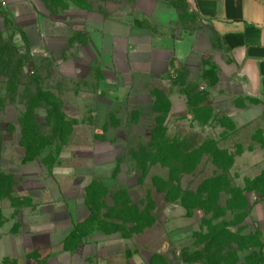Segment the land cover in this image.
<instances>
[{
  "label": "rangeland",
  "instance_id": "1",
  "mask_svg": "<svg viewBox=\"0 0 264 264\" xmlns=\"http://www.w3.org/2000/svg\"><path fill=\"white\" fill-rule=\"evenodd\" d=\"M110 1H124L122 7L128 3V0ZM167 1L180 16L173 34L195 31L197 20L187 11L184 0ZM39 4L48 33L56 31L53 27L57 22L63 23L58 33L71 38L77 48L86 39L72 29L80 22L69 19L68 11L74 6L103 7L88 5L86 0H39ZM17 17L0 0V172L10 175L12 186H16L0 201L1 213L12 206L27 207L40 202L22 197L24 191L36 194L48 188L53 192L44 203L55 199L59 191L63 195L62 205L72 210L82 224L95 215L87 205L86 186L90 181H98L105 186L108 197L102 199L105 209L96 214L94 221L107 224L112 230L114 225L120 226V234L129 239L132 247L147 251L148 264H258L259 260L264 264L263 237L253 218L254 207L264 199V178L258 180L264 173L258 179L253 178V161L237 158L234 167L224 173L206 153L201 165L192 171L199 156L196 152H185L192 147L235 151L240 144L245 147L251 144L261 128L257 122L234 135L221 126H230V118L224 114L228 104L215 102L216 75L205 66L210 62L205 60L201 70L194 66V72L180 70L174 81L177 86L171 82L155 89L167 95L188 94L192 105L199 107L168 117L166 167L148 162L146 172L135 154L149 146L152 116L140 113L137 123L131 120V114L136 112L133 107L110 102H102L99 111L97 99L105 95L107 87L101 84L103 77L97 63L88 66L81 61L83 71L78 80L63 77L58 62L49 54H35L29 45L15 44L16 34L23 31L22 25L33 21L32 16L25 21ZM16 62L21 63L25 76L19 82L12 74L5 75L8 63L12 67ZM38 95L50 97V104L65 117L66 141H60V133L54 131L52 121L48 120L53 107ZM142 111L147 113L148 109L144 107ZM27 152L40 157L26 161ZM152 153L147 151L149 156ZM210 180L221 184L220 198L212 213L193 207L199 195L207 196L204 192ZM125 190L130 201L127 207L117 205L126 201L121 194ZM180 191L187 198L186 207L176 200ZM242 195L249 198L248 207ZM136 209L140 211L138 215ZM121 215L129 221L113 218ZM134 221L147 227L141 230ZM226 228L237 234L238 242L219 238L220 231Z\"/></svg>",
  "mask_w": 264,
  "mask_h": 264
},
{
  "label": "crops",
  "instance_id": "2",
  "mask_svg": "<svg viewBox=\"0 0 264 264\" xmlns=\"http://www.w3.org/2000/svg\"><path fill=\"white\" fill-rule=\"evenodd\" d=\"M2 2L18 20L33 17L32 22L22 25L15 44H27L32 51L49 54L58 62L63 77L78 80L83 71L81 61L88 66L97 63L101 84L107 87L105 95L97 99L100 110L102 102H110L152 116L155 89L175 80L180 70L194 72L197 65L201 70L207 60L210 64L205 66L216 75L215 102L228 104L224 114L231 126H221L238 135L259 122L257 133L264 137V0H184L198 25L195 31L176 35L173 29L180 23V16L167 0H128L124 7V1L86 0L88 5L103 7L74 6L68 11L69 19L80 22L72 29L86 39L84 45L79 43L80 48L58 33L61 22L53 27V34L48 33L39 0ZM168 95L170 117L190 111L188 98L182 93ZM144 107L147 113H143ZM256 135L237 156L253 161V178L264 173V149L255 140ZM51 192L48 188L36 194L26 190L22 197L40 202L3 209L0 264H148L147 251L132 247L120 232L94 230L76 248H69L71 235L82 220L62 205L59 191L55 199L44 203ZM253 218L264 242V199L254 207Z\"/></svg>",
  "mask_w": 264,
  "mask_h": 264
},
{
  "label": "trees",
  "instance_id": "3",
  "mask_svg": "<svg viewBox=\"0 0 264 264\" xmlns=\"http://www.w3.org/2000/svg\"><path fill=\"white\" fill-rule=\"evenodd\" d=\"M11 63H8V66H6L5 69V75L7 76L8 74H12V76L17 77L16 82H19L21 80H23L25 78L24 73L22 72L23 67L21 66L20 62H16V64L14 66L11 67ZM1 73L3 74V69L1 71ZM13 78V77H12ZM19 78V80H18ZM178 76L176 77L175 80H177ZM175 80H173L172 84L174 86H177V82H174ZM154 98H155V104H154V112L152 115V124H151V131H150V143L147 149L145 150H141V152L136 153L135 157L137 158V160L139 161L140 165L143 166L144 170L146 172H148L147 169V163L150 162L152 165L155 164H161L162 166L166 167V157H167V150H168V145H167V141H166V136H167V131L169 129L168 125L166 124V121L170 115L171 112V103H170V99L169 96L164 92V93H157V91L155 90L153 92ZM188 97V94H185ZM38 98L42 101L45 100L46 102H48V104L50 105V107H53L52 112L49 113V121H52L53 125H54V131L58 134L60 141H66V139L68 138V136L63 132V128L64 126L66 127L67 124L65 122V117L62 114L58 113V108L54 107L53 105L50 104V97H47V95L42 96V95H38ZM189 101V107L191 109V107H197L198 105H192V102ZM199 107V106H198ZM100 110V109H99ZM134 113L131 114V120H135L137 123L139 122V118L141 117V112L138 109L134 108ZM227 128L229 127L228 125H225ZM231 126V125H230ZM229 129V128H228ZM107 130V129H106ZM71 132H72V127H71ZM70 137V136H69ZM31 139V138H30ZM255 140L262 146V148L264 149V137L262 136L261 133L258 134V136L255 137ZM183 141V139H182ZM188 143V140H184L183 143ZM175 144V143H174ZM212 144V143H211ZM182 146V145H180ZM140 149V148H139ZM60 150V149H59ZM147 151H152V155H148ZM186 153H193L196 152L197 153V161L195 160L194 164L192 165V171L197 170V168L201 165V161L202 156H209L212 158L214 164H218L220 165L222 168V170L224 171V173H226L227 171L231 170L234 167L235 164V159L237 158V156H239L240 154L243 153V146L238 145L236 147L235 151H230L227 149H216V148H207V147H202V148H190L188 150L185 151ZM135 153V152H134ZM206 153V154H204ZM40 157V154H33L31 155L29 152L26 153V161H34L37 158ZM159 157H164V158H159ZM222 162V164H221ZM145 172V173H146ZM262 177L256 178L258 180H262ZM255 179V180H256ZM0 182H2V184H0V201H2L3 199L7 198L8 195H10L12 193V191L14 190V188L16 186H12V177L6 176L3 173L0 172ZM161 183H164L161 179H160ZM155 184V183H154ZM207 191H205L204 193L207 195L205 197H203L202 195H199L198 197V201L197 204L195 206H193L194 208H199L202 209L208 213H212V211L214 210L213 205L216 203H218V200L220 198V187L221 184H218L217 181H213L210 180L207 182ZM156 186V184H155ZM247 192V191H246ZM122 196L126 199V201L124 202H120L117 203V205H121L123 207H127L128 205H130V201L128 200V193L127 191H123L121 192ZM183 193L177 192V197L176 200H180L182 202V205L185 206L187 204L186 200L187 198L182 197ZM108 197V192L105 188V186L102 184V182H98V181H94L93 183H91V185L88 187L87 189V205L90 209V211L94 212L95 215H92L91 218H89L86 222L79 224V226L77 227V229L75 230V232L71 235V238L68 242V247L69 248H76L78 246V244L80 243L81 239L88 235L89 233H91L94 230L103 232L105 234H112V233H116L119 232L120 226L118 225H114V230L108 228L107 224H103L100 222H95L94 218L96 216V214H99L102 209H105V205L102 202V199H105ZM241 199L244 200L245 206L248 207L250 205L249 202V198H247L246 195H242ZM186 207V206H185ZM151 208V206H150ZM151 209H154V205L152 206ZM136 215H138L140 213V211L138 209H136L135 211ZM93 214V213H92ZM109 216V215H108ZM116 218L118 220L121 221H129L126 220V218L124 216H118L117 217H113ZM3 222V217H2V213L0 210V224ZM134 223H136L137 225H139L138 227H140L141 230L145 229L147 226H141V224H139V222L134 221ZM226 238L234 243L238 242V238H237V234L233 233L230 229H223L222 231H220L219 233V238ZM261 264V260H259V263Z\"/></svg>",
  "mask_w": 264,
  "mask_h": 264
},
{
  "label": "built area",
  "instance_id": "4",
  "mask_svg": "<svg viewBox=\"0 0 264 264\" xmlns=\"http://www.w3.org/2000/svg\"><path fill=\"white\" fill-rule=\"evenodd\" d=\"M35 54H38V51H33ZM34 74V73H33Z\"/></svg>",
  "mask_w": 264,
  "mask_h": 264
}]
</instances>
